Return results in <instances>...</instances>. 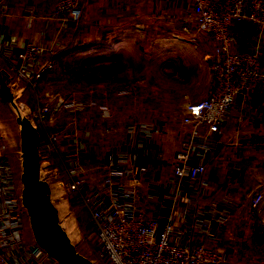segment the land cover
Here are the masks:
<instances>
[{
	"label": "crops",
	"instance_id": "crops-1",
	"mask_svg": "<svg viewBox=\"0 0 264 264\" xmlns=\"http://www.w3.org/2000/svg\"><path fill=\"white\" fill-rule=\"evenodd\" d=\"M58 1L9 0L12 15L0 23V34L8 36L2 55L7 57L6 62L18 60L21 44L43 49L38 65L42 66L47 58L84 41L107 43L123 36L147 37L157 50L183 49L184 44L202 55L210 47L208 43L194 45L182 40L187 39L183 30L189 23L194 0H79L83 16L76 27L53 15ZM30 16L33 26L28 28ZM233 32L234 49L256 54L263 64V77L248 94L249 105L244 111L229 112L220 132L204 129L217 141L216 150L208 154L196 147L181 146L192 133V127L182 123L183 114L170 113L158 105L157 98L136 89L129 94L119 93L123 84L102 82L98 91L80 95L109 104L114 112L111 121H103L94 110H57L58 100L47 115L46 127L30 119V114L39 110L36 96L43 77L33 85H20L21 106L47 151L45 162L47 172L55 179L53 195L59 201L61 228L74 245L83 244V236L91 243L95 239L73 199L61 197L73 159L79 160L81 176L95 189L90 194L92 201L107 205L111 196L101 189L107 177V158L114 155L116 160L125 158L129 167L141 170L139 206L161 224L173 223V242L184 244L192 236L195 242L228 254V261L222 264H264V199L257 219L252 218L249 206L256 194L264 197V29L244 23L235 25ZM145 100L150 101L147 106ZM145 116L154 118L156 125L139 126L138 119ZM50 137L55 138L54 148L48 146ZM139 150L143 151L141 155ZM182 152L190 155L191 163L207 166L202 181L176 177L174 162L163 159L165 154L176 156ZM227 193L231 194L225 203L230 216L228 229L225 225L215 227L211 215L220 212ZM24 236L26 242H32Z\"/></svg>",
	"mask_w": 264,
	"mask_h": 264
},
{
	"label": "built area",
	"instance_id": "built-area-1",
	"mask_svg": "<svg viewBox=\"0 0 264 264\" xmlns=\"http://www.w3.org/2000/svg\"><path fill=\"white\" fill-rule=\"evenodd\" d=\"M189 23L184 28L192 44L208 43L207 62L213 79L212 89L195 103L189 105L183 123L192 127L191 136L182 141V147L198 148L208 154L217 148V141L204 133L220 132L228 113L242 112L249 105L248 94L263 77V64L254 53L234 49L235 25L249 23L264 29V0H194ZM12 15L9 0H0V23ZM53 15L68 26L78 25L83 16L79 0H59ZM33 26L28 17L27 27ZM8 36L0 34V55H4ZM18 60L7 61L8 70L15 81L27 86L36 83L42 72L51 66L47 58L38 66L43 49L39 45H19ZM5 56V55H4ZM3 58H7L4 57ZM126 93V91H119ZM77 112L94 110L104 120H112L111 106L93 97H86L57 105ZM50 113L47 106L39 109L41 117ZM141 127H154L156 120L140 117ZM55 138L50 137L49 147L54 148ZM138 151V155L142 154ZM174 162V174L179 178L202 181L207 166L191 163L190 155L182 152L176 156L163 155ZM128 160L107 158V177L102 191L111 196L107 205L95 204L90 194L95 192L81 176L83 168L77 158L69 170L70 179L65 184L62 198L73 199L76 210L93 233L99 253L112 264H222L228 261L226 253L197 243L189 236L184 244L172 241L175 227L171 222L161 224L140 208L141 170L129 167ZM231 197L225 195L220 212L211 215L215 227L228 229L229 209L225 204ZM263 194L250 200V213L257 219ZM24 209L11 161L0 140V264H61L36 242L25 241Z\"/></svg>",
	"mask_w": 264,
	"mask_h": 264
},
{
	"label": "rangeland",
	"instance_id": "rangeland-1",
	"mask_svg": "<svg viewBox=\"0 0 264 264\" xmlns=\"http://www.w3.org/2000/svg\"><path fill=\"white\" fill-rule=\"evenodd\" d=\"M182 40L190 43L188 36L187 39L182 38ZM97 41H84V44L69 47L62 52H58L50 59L51 66L44 70L37 79L40 80L43 77V89L41 88L40 94L36 96L39 109L47 106L51 111V106L55 107L58 100H60L59 105H62L63 103L86 98L80 97V95L87 91H98L99 83L102 82L120 83L124 87L118 91H126V94H129L136 89L146 96H153L157 98L158 105L163 109H167L170 113L176 115L181 114L182 116L183 114L181 118L183 123L189 105L204 97L213 87V79L207 62L209 50L199 55L194 51L192 52L189 45L184 44L183 49L171 47L169 50H157L155 44L149 41L147 37L123 36L110 43L99 41L101 44H97ZM0 61L8 69V65L4 64L2 60ZM6 78L3 73L0 75V140L15 172L18 194L21 205H23L26 221L25 234L32 239V242L38 243L26 208L31 185L29 177L33 176L35 166L37 171V157L32 169L34 158L31 149L29 150L26 142L22 140L17 132L8 111ZM14 84L17 89L15 105L20 108L22 114L28 119L24 108L21 106L18 94L21 83L14 80ZM149 102L145 100L144 105L147 106ZM58 110L66 109L61 106ZM30 119L40 126H47V116L45 118L41 117L39 110L36 114H30ZM109 121L111 120L105 122ZM34 138H37L41 144L44 160V171L40 180L41 186H43L44 205L39 211L44 218H49V214H54L57 225L62 230L60 222L63 218L59 220L58 215L59 201L53 195L55 179H52L49 172H47L48 164L45 162L47 151L36 133ZM82 241L83 244L76 243L74 245L72 243L80 255L93 264H110L99 253L94 241L91 243L85 236H83Z\"/></svg>",
	"mask_w": 264,
	"mask_h": 264
},
{
	"label": "water",
	"instance_id": "water-1",
	"mask_svg": "<svg viewBox=\"0 0 264 264\" xmlns=\"http://www.w3.org/2000/svg\"><path fill=\"white\" fill-rule=\"evenodd\" d=\"M0 71L7 77V107L11 119L22 140L26 143L34 144L36 149L37 171L31 182L30 193L26 203L35 239L61 264H93L77 252L69 237L57 225L56 216L49 214V218H44L36 206L35 193L44 171L42 147L37 139L28 135L16 114L15 100L17 89L12 74L2 63H0Z\"/></svg>",
	"mask_w": 264,
	"mask_h": 264
},
{
	"label": "bare ground",
	"instance_id": "bare-ground-1",
	"mask_svg": "<svg viewBox=\"0 0 264 264\" xmlns=\"http://www.w3.org/2000/svg\"><path fill=\"white\" fill-rule=\"evenodd\" d=\"M0 75H2V72L0 71ZM6 77V76H5ZM6 81H7V78H6ZM8 91V89H7ZM18 101V100H17ZM8 102V93H7V97H6V103ZM15 110H16V114L17 116L19 117L20 121L22 122L23 126H24V129L25 131L28 133V135L34 137L35 135V132H34V129H33V125L31 122L28 121V119L25 118V116L22 114L20 108L15 105ZM9 111V110H8ZM35 128V127H34ZM37 135V134H36ZM36 137V136H35ZM27 144V147L29 148V150L31 149V153H32V156L34 158V163H33V167L32 169L34 168V165H35V160H36V151H35V148L33 149V144L32 143H26ZM26 147V145H25ZM25 149V148H24ZM33 149V150H32ZM26 151H27V148H26ZM25 151V152H26ZM26 156V154H25ZM26 158V157H25ZM24 158V159H25ZM27 161V159H25ZM24 160V161H25ZM33 160V159H32ZM37 164V162H36ZM35 171H36V166H35V169H34V173H33V176L29 177L30 178V184L35 176ZM42 187L41 186V183L39 182L38 186H37V189H36V193H35V203H36V206L38 209H41L44 205V196L42 194ZM30 193V192H29ZM29 196V195H28Z\"/></svg>",
	"mask_w": 264,
	"mask_h": 264
},
{
	"label": "trees",
	"instance_id": "trees-1",
	"mask_svg": "<svg viewBox=\"0 0 264 264\" xmlns=\"http://www.w3.org/2000/svg\"><path fill=\"white\" fill-rule=\"evenodd\" d=\"M99 43L101 44V42L97 41V44H99ZM107 43H110V42H107ZM94 45H95V44H94ZM0 60H2L4 64H7V62H6L5 59L2 57V55H0ZM0 62H1V61H0ZM97 248H98V247H97ZM98 250H99V249H98ZM104 258H106V260L109 261L110 264H112L111 261H110L107 257H104Z\"/></svg>",
	"mask_w": 264,
	"mask_h": 264
}]
</instances>
